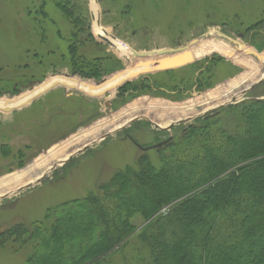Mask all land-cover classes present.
<instances>
[{"label":"rangeland","instance_id":"374dc122","mask_svg":"<svg viewBox=\"0 0 264 264\" xmlns=\"http://www.w3.org/2000/svg\"><path fill=\"white\" fill-rule=\"evenodd\" d=\"M95 4L96 23L106 37L132 52H155L154 56L133 57L129 62L120 56L95 32L90 0H0V99H14L55 76L65 75L94 87V79L71 72L75 63L84 68L93 66L95 70L97 65L100 69L111 68L97 81L102 85L134 64L181 59L195 50L201 56H193L190 62L173 69L148 73L147 77L166 92L182 88L189 93L198 78L202 98L151 93L146 89L138 96L121 97L118 91L123 85L101 97H91L58 86L41 96H30L24 107L7 113L0 111V185L7 177L48 156L52 149L65 146L67 152L62 155L71 156L62 164L52 162L38 168L32 173L36 178L32 177L30 183L39 179L34 186L13 195L1 194L0 231L17 223L42 220L46 209L95 193L98 184L106 182L114 172L135 167L140 151L125 139L135 128L144 129L135 135L142 146L154 143L158 135L177 136L182 128L181 125L171 132L152 135L153 127L141 121V116L162 126L163 122L166 125L185 115L194 117L218 105L210 93L223 102L235 97V102L224 107L264 98V80L255 84L264 77V62L240 51L243 45L258 56L264 53V0H95ZM58 5H66L69 15ZM194 40L198 43L189 46ZM208 44L210 48L215 44L229 48L232 55L202 50ZM71 47H76V52L72 53ZM165 50L170 53L160 58L158 52ZM204 55H218L221 60L205 64ZM245 62L256 64L255 74L260 77L235 85V80L252 71V64ZM144 76L128 82L138 83ZM249 85L254 86L237 96ZM203 99L207 105H203ZM181 110L183 116L178 114ZM133 118L137 119L130 127L125 125ZM146 154L158 167L157 154L153 150ZM143 224L134 218L138 229ZM13 250L0 249V264H24L31 252L30 247L17 253Z\"/></svg>","mask_w":264,"mask_h":264},{"label":"trees","instance_id":"16d2710c","mask_svg":"<svg viewBox=\"0 0 264 264\" xmlns=\"http://www.w3.org/2000/svg\"><path fill=\"white\" fill-rule=\"evenodd\" d=\"M92 67L71 72L97 81L111 72ZM156 154L158 167L140 153L95 193L0 231V249L30 247L24 264H264V99L196 119Z\"/></svg>","mask_w":264,"mask_h":264},{"label":"bare ground","instance_id":"6f19581e","mask_svg":"<svg viewBox=\"0 0 264 264\" xmlns=\"http://www.w3.org/2000/svg\"><path fill=\"white\" fill-rule=\"evenodd\" d=\"M90 7L92 9L91 11L93 13V19L95 21V27H94L95 32L100 37H106L103 30L96 23V21H98V19H97L98 17H97V5L95 4V0H90ZM106 39L116 49L117 53L120 56L124 57L128 62L130 61V59L133 58V52L126 45H122L119 41H117V40H115L109 36H107ZM241 48H242V50H240V51H243L245 54H252L259 61L264 62V53L260 54L258 56L255 53H253L251 50L247 49L245 46H241ZM216 51L219 52L220 54H222L223 56L228 57V56L232 55V53L230 51L226 50L225 48L219 47L216 49ZM188 55H189L188 61L193 60V57H192L193 55H191V53H189ZM186 59L187 58H181V59L177 58L176 59L175 57H172L168 60L167 59L163 60V61L157 60L154 63L152 61H146V62L143 61L140 64H134L132 67L126 69L123 72H120L119 74H117L113 78H111V80L106 81L102 85L97 86V87H90V85L80 83V81L78 82V80H76V79L65 78L62 76L51 77L47 81H45L43 84L37 85L36 87H33L32 89H30V92L25 93L21 96H18L12 100H9V101L5 100L4 101V99H0V108L5 109V107H14V106L20 105L26 99H28L30 96L37 94L38 92H41L42 90L49 88L50 86L52 87L55 85H57V86L58 85H64L67 88L76 89V90H79V91H81V92H83V93H85L91 97L92 96L93 97L94 96L101 97V95L103 94L104 91L105 92L109 91V90L113 89L114 87H117L118 85L122 84L123 82L133 79L134 76L136 74H138L139 72H149L150 70H153V69L158 70V69H164L167 67L172 68V67H175V66L187 61ZM234 59H236V58H234ZM245 63H246V65L252 64V71H249V73L247 75H243L242 77L235 80V82L233 84H235V85L240 84L241 82H243L247 78L257 79L258 77H260L259 75L255 74V73H257L256 64L247 63V62H245ZM242 64H244V63H242ZM242 94L243 93L238 92L237 96L238 95L241 96ZM208 95L210 96V98H212L214 101H216V102H214V104H222V103L226 102V101L223 102L222 100L217 101V96L215 94L210 93ZM234 100L229 99L228 103L235 102ZM154 105H156V103ZM163 125H165L164 122H163L162 126ZM66 148L67 147H65V146H60L58 148L52 149L49 152L48 156L42 157L41 159L37 160V162H35L32 165V167H29L27 170H24V171L19 172L17 174H13L10 177H7V180L6 179L3 180L4 182L2 181L3 183L0 185V195L1 194L12 195L13 193L17 192V190L19 188L24 187L28 183L32 182L33 178H36V177H33L32 173H34L38 168L49 166V164H51L52 162L59 163V162L63 161V159L66 158V155L65 154L62 155V154L67 152Z\"/></svg>","mask_w":264,"mask_h":264},{"label":"flooded vegetation","instance_id":"af4514ba","mask_svg":"<svg viewBox=\"0 0 264 264\" xmlns=\"http://www.w3.org/2000/svg\"><path fill=\"white\" fill-rule=\"evenodd\" d=\"M138 82H139V87L144 86L143 90L146 89L151 93L165 92V93H169L170 95H176V94L180 95L181 94V95H186V96H192L194 93H197V92L200 93L199 90L197 91L198 84H196V83H195V85H194V87L190 93L185 92V91H181L182 88H180V90L178 89L176 91L166 92L165 89L162 87H155L153 81H151L149 79V77H147V74H146V76H144L142 78L141 81H138ZM194 82H196V78L194 79ZM138 91H140V90L133 91L132 89H130V90H127L125 92L118 91V94L125 96L126 94H131V93H135ZM142 96L144 97L147 95H142ZM146 98H151V96H147ZM140 120L143 121L144 123L148 124V126L153 127L152 129L154 130V133L152 131V135L155 134V132H157V134L162 133V132H171L172 128H176V127L181 126V125H182V128L180 129V131H183L194 123V120L187 121L185 123H180L178 125L171 126L170 129L165 130V129H156L153 126V123L150 119L143 118ZM137 121H139V120H137ZM134 122H132L128 127H130ZM134 130L135 131L133 133L126 134L125 139H128L129 141H131L136 146V148L140 151V153H143V154H146L149 150H153L156 153L157 149H160L161 147H163L166 143H168L170 140H172L175 137L171 133L168 135H158V136L154 137V139H155L154 143H152L151 145L149 144L146 146L145 145L142 146L141 144H139V142L137 140L138 138L135 135L137 133V130H139L138 132H140V131H144V129L142 127H140V128H135Z\"/></svg>","mask_w":264,"mask_h":264},{"label":"water","instance_id":"95a60500","mask_svg":"<svg viewBox=\"0 0 264 264\" xmlns=\"http://www.w3.org/2000/svg\"><path fill=\"white\" fill-rule=\"evenodd\" d=\"M207 35H210L209 33L207 34ZM220 36L221 37H224V35L223 34H220ZM104 42H108V40L105 38V37H100ZM198 43V41L197 40H194V41H192L190 44H189V46H193V45H196ZM232 43H234V42H232ZM211 44H213V43H211ZM211 44H208L206 47L204 46L203 47V49L202 50H207L206 52H209V51H213L214 53H217V54H220L219 52H217L216 51V49L217 48H222V47H224V46H220V45H218V44H215V46L214 47H209ZM243 46V45H242ZM214 50H213V49ZM225 48V47H224ZM226 50H228L229 51V48H225ZM198 50V49H197ZM194 51V50H193ZM195 52H199V50L198 51H194L193 52V54H192V52H191V55H193L194 57L195 56H198V54L197 53H195ZM231 53H232V51H230ZM168 53H170L168 50H165V51H159L158 52V56H164V55H167ZM154 54H155V52H148V53H142V54H139V53H137V52H133V57H135V58H139V59H147V58H149V57H152V56H154ZM195 54V55H194ZM197 54V55H196ZM188 54L187 55H185V58H187L186 60H188ZM199 56H201V54H199ZM204 56H206V55H204ZM220 56H222V54H220ZM203 57V56H202ZM186 62V61H185ZM185 62H183V63H181V64H179V65H177V66H180V65H183ZM151 63V62H150ZM138 66V65H137ZM176 66V67H177ZM169 67H167V68H164V69H168ZM164 69H158V70H164ZM157 69H153V70H150L149 72H139L138 74H136L135 76H134V78L133 79H131V80H134L135 78H137L138 76H140V75H142V74H147V73H153V72H155V71H158ZM65 76V75H64ZM65 77H68V76H65ZM131 80H128V81H131ZM264 80V77H261L260 79H258L257 80V82L255 83V84H257V83H259V82H261V81H263ZM128 81H125V82H123L122 84H120V85H118L117 87H120V86H122L123 84H125L126 82H128ZM95 85H100L101 84V82H93ZM254 84V85H255ZM254 85H249L247 88H245L244 90H242L241 91V93H244V92H246V90L247 89H250L251 87H253ZM58 86H61V87H66V86H64V85H58ZM57 85H55V86H50L49 88H46V89H44V90H42L41 92H38L37 94H34V96H32V97H37V96H39V95H41V94H43V93H45V92H47V91H49V90H51V89H55L56 87H58ZM71 89V88H70ZM103 93H105V91L103 92ZM31 98V97H30ZM235 99V97H232L231 98V100H234ZM9 100H11V98L9 99ZM9 100H7V101H9ZM28 101H30L29 100V98L28 99H26L23 103H21L20 105H17V106H15V107H5V109H3V108H1L0 110L1 111H3V112H10L12 109H17L18 107L19 108H21V107H23V106H25L27 103H28ZM230 103H233V102H230ZM226 104H228V101H226V102H224V103H222V104H219V105H216V106H214V107H212V108H210V109H207V110H205V111H203L202 112V114H205V113H208V112H210V111H212V110H216V109H218V108H220V107H222V106H224V105H226ZM191 119H193V118H188L187 120H185V121H189V120H191ZM133 120V119H132ZM128 122H131V120L130 121H128ZM180 122H184V121H175L174 123H169V126L170 125H174V124H178V123H180ZM157 129H161V127H159L158 125H154ZM71 156L69 155L65 160H63V161H61L60 162V164H62L63 162H65L66 160H68V158H70ZM43 176H41V178H42ZM39 180V179H38ZM38 180H36L35 182H33V183H29V184H27L26 186H24V187H21V188H19L18 190H17V192H19V191H21V190H23L24 188H29V187H31V186H33V185H35L37 182H38Z\"/></svg>","mask_w":264,"mask_h":264},{"label":"crops","instance_id":"0c3cea01","mask_svg":"<svg viewBox=\"0 0 264 264\" xmlns=\"http://www.w3.org/2000/svg\"><path fill=\"white\" fill-rule=\"evenodd\" d=\"M178 104H180V103H177V105H178ZM196 106H198V105H196ZM173 113H174V112H173ZM173 113H172V115H174ZM178 114H179V116H183V112H182V110H181V111H179V113H178ZM186 114H187V113H186ZM188 116H189V115H188ZM188 116H187V115H185L184 117H179V118L175 119L174 121H177V120H180V119H185V118H187ZM139 118H140V117H139ZM142 118H146V117H144V116H141V118H140V119H142ZM169 122H171V121H169Z\"/></svg>","mask_w":264,"mask_h":264}]
</instances>
